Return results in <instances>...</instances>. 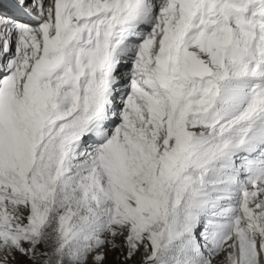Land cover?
I'll return each instance as SVG.
<instances>
[{"label":"snow or ice","instance_id":"obj_1","mask_svg":"<svg viewBox=\"0 0 264 264\" xmlns=\"http://www.w3.org/2000/svg\"><path fill=\"white\" fill-rule=\"evenodd\" d=\"M11 7L0 264H264V0Z\"/></svg>","mask_w":264,"mask_h":264},{"label":"bare ground","instance_id":"obj_2","mask_svg":"<svg viewBox=\"0 0 264 264\" xmlns=\"http://www.w3.org/2000/svg\"><path fill=\"white\" fill-rule=\"evenodd\" d=\"M13 55H14V50L13 49L8 54H6L4 56H2V54H0V66L3 65V61L7 60L8 58L12 57ZM128 71H130L129 65L128 64H122L121 73H120V76H121V88H120L119 95H123L127 91V88H126L127 80H126L124 74L126 72H128ZM116 107L117 108L120 107V99H119V97L116 100Z\"/></svg>","mask_w":264,"mask_h":264},{"label":"rangeland","instance_id":"obj_3","mask_svg":"<svg viewBox=\"0 0 264 264\" xmlns=\"http://www.w3.org/2000/svg\"><path fill=\"white\" fill-rule=\"evenodd\" d=\"M251 190V189H250ZM119 243V241H117ZM142 258V250L141 254L137 255L133 261H124V256L123 254L119 251H107V259H106V264H139L140 260Z\"/></svg>","mask_w":264,"mask_h":264}]
</instances>
